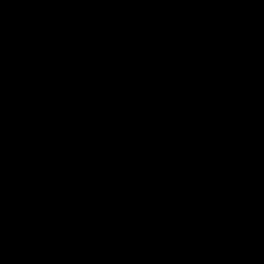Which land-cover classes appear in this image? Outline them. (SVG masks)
Wrapping results in <instances>:
<instances>
[{
    "label": "water",
    "instance_id": "obj_1",
    "mask_svg": "<svg viewBox=\"0 0 264 264\" xmlns=\"http://www.w3.org/2000/svg\"><path fill=\"white\" fill-rule=\"evenodd\" d=\"M0 264H264V0H0Z\"/></svg>",
    "mask_w": 264,
    "mask_h": 264
}]
</instances>
